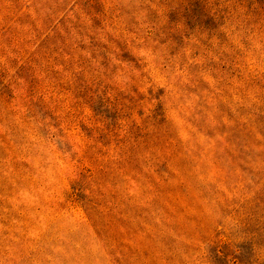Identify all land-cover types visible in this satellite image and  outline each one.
<instances>
[{
  "label": "rangeland",
  "instance_id": "374dc122",
  "mask_svg": "<svg viewBox=\"0 0 264 264\" xmlns=\"http://www.w3.org/2000/svg\"><path fill=\"white\" fill-rule=\"evenodd\" d=\"M0 264H264V0H0Z\"/></svg>",
  "mask_w": 264,
  "mask_h": 264
}]
</instances>
